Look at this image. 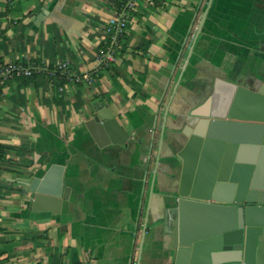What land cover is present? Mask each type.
I'll return each instance as SVG.
<instances>
[{
	"label": "crops",
	"instance_id": "1",
	"mask_svg": "<svg viewBox=\"0 0 264 264\" xmlns=\"http://www.w3.org/2000/svg\"><path fill=\"white\" fill-rule=\"evenodd\" d=\"M119 1L0 0V66L41 67L0 84V264H161L152 221L170 187L171 131L197 120L216 82L264 83V0H211L201 25L209 0H137L93 86L53 71L59 59L92 67ZM98 101L128 132L124 144L99 145L86 125ZM53 164L68 198L58 213L33 212L22 181Z\"/></svg>",
	"mask_w": 264,
	"mask_h": 264
},
{
	"label": "water",
	"instance_id": "2",
	"mask_svg": "<svg viewBox=\"0 0 264 264\" xmlns=\"http://www.w3.org/2000/svg\"><path fill=\"white\" fill-rule=\"evenodd\" d=\"M227 88L216 82L191 113L197 120L169 135L162 158L170 187L156 202L152 221L161 264H264V83H229ZM217 105L219 112L214 110ZM94 106L97 113L86 125L97 143L124 144L129 134L123 125L103 102ZM164 136L163 125L153 182ZM62 172L61 165L53 164L43 175L22 181L33 212L60 211L70 190ZM149 230L144 223L142 241Z\"/></svg>",
	"mask_w": 264,
	"mask_h": 264
},
{
	"label": "built area",
	"instance_id": "3",
	"mask_svg": "<svg viewBox=\"0 0 264 264\" xmlns=\"http://www.w3.org/2000/svg\"><path fill=\"white\" fill-rule=\"evenodd\" d=\"M137 0H120L116 10L108 17L101 32L102 46L96 51L92 59V67L84 72L70 70L69 61L59 59L53 71L69 75L74 84L93 86L98 71L109 67L116 59V50L125 34L130 15L136 7ZM43 67V66H42ZM41 70L39 66H25L11 61L0 66V84L16 76H30Z\"/></svg>",
	"mask_w": 264,
	"mask_h": 264
}]
</instances>
